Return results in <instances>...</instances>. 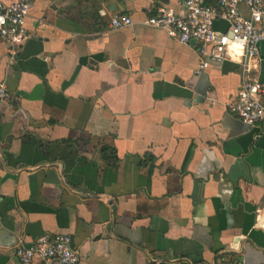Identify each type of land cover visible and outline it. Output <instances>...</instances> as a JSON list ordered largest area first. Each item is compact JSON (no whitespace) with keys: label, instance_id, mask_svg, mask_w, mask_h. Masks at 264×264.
Listing matches in <instances>:
<instances>
[{"label":"crops","instance_id":"crops-1","mask_svg":"<svg viewBox=\"0 0 264 264\" xmlns=\"http://www.w3.org/2000/svg\"><path fill=\"white\" fill-rule=\"evenodd\" d=\"M161 6L181 10L31 0L28 39L0 38V264L53 234L79 264H264V122L229 109L244 80L264 82V41L248 71L227 60L195 75V47L142 23ZM114 15L132 24L114 29Z\"/></svg>","mask_w":264,"mask_h":264},{"label":"built area","instance_id":"built-area-1","mask_svg":"<svg viewBox=\"0 0 264 264\" xmlns=\"http://www.w3.org/2000/svg\"><path fill=\"white\" fill-rule=\"evenodd\" d=\"M31 0H0V38L11 49L21 46L28 33L25 21ZM181 10L158 7L156 13L147 16L143 24L164 30L168 36L185 45L196 48L199 56L195 75L210 66L224 61H236L244 71L250 70L249 62L256 60L259 45L264 41V0H180ZM245 7V12L242 11ZM217 20L227 25L224 31L215 29ZM112 28L132 24L129 16L114 15ZM264 82L244 80L229 109L246 125L255 127L264 122ZM11 94L0 84V102L9 101ZM15 254L22 264L35 258L41 264H79L80 256L73 248L68 234L42 236L29 245L20 240ZM220 264H244L228 260Z\"/></svg>","mask_w":264,"mask_h":264},{"label":"trees","instance_id":"trees-1","mask_svg":"<svg viewBox=\"0 0 264 264\" xmlns=\"http://www.w3.org/2000/svg\"><path fill=\"white\" fill-rule=\"evenodd\" d=\"M216 0H213L212 3H214ZM209 3V2H207ZM210 3V4H212ZM100 155L101 158L106 161L108 164L116 165L118 161V157L116 154V150L112 146H108L106 144H101L100 146Z\"/></svg>","mask_w":264,"mask_h":264}]
</instances>
